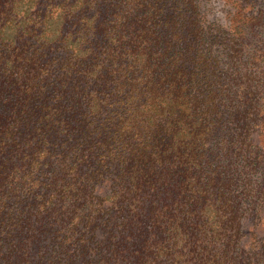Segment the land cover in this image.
Returning <instances> with one entry per match:
<instances>
[{"label": "trees", "instance_id": "obj_1", "mask_svg": "<svg viewBox=\"0 0 264 264\" xmlns=\"http://www.w3.org/2000/svg\"><path fill=\"white\" fill-rule=\"evenodd\" d=\"M0 0V264H264V0Z\"/></svg>", "mask_w": 264, "mask_h": 264}, {"label": "rangeland", "instance_id": "obj_2", "mask_svg": "<svg viewBox=\"0 0 264 264\" xmlns=\"http://www.w3.org/2000/svg\"><path fill=\"white\" fill-rule=\"evenodd\" d=\"M206 8L211 18L217 19L221 24L226 23L229 9L225 0H208Z\"/></svg>", "mask_w": 264, "mask_h": 264}]
</instances>
